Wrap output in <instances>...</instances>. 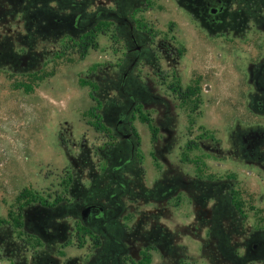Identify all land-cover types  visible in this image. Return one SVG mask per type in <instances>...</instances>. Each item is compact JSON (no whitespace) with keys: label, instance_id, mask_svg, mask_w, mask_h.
Listing matches in <instances>:
<instances>
[{"label":"rangeland","instance_id":"rangeland-1","mask_svg":"<svg viewBox=\"0 0 264 264\" xmlns=\"http://www.w3.org/2000/svg\"><path fill=\"white\" fill-rule=\"evenodd\" d=\"M181 1L0 0V264H231L216 239L202 243L194 208L200 201L191 203L184 183L197 171L195 157L200 177L213 187L208 206L229 196L228 182L234 187L228 202L249 212L220 223L264 226V168L245 165L235 132L239 124L264 128V109L246 104L253 90L248 69L264 56V21L239 30L236 22L255 4L264 13V1L224 0L217 31ZM82 10L80 30L93 19L90 31L56 21L70 22ZM118 13L136 20L140 34L142 53L132 70L136 52ZM136 97L129 128L138 134V152L131 172L117 171L114 179L108 174L112 145L120 141L114 123ZM170 165L181 172V186L157 225L144 214L154 206L145 190L166 179ZM116 181L126 183L125 194ZM108 196L123 204L108 226L111 239L80 215L92 200L115 214ZM37 204L55 216L45 239L22 216ZM52 224H61L62 242ZM163 229L182 235L177 247ZM160 237L163 252L149 246Z\"/></svg>","mask_w":264,"mask_h":264},{"label":"flooded vegetation","instance_id":"flooded-vegetation-1","mask_svg":"<svg viewBox=\"0 0 264 264\" xmlns=\"http://www.w3.org/2000/svg\"><path fill=\"white\" fill-rule=\"evenodd\" d=\"M206 6L208 7L207 15L205 20L199 18L200 23L207 29L217 31L218 28L222 26V21L219 19L218 15L223 12L224 9V0H204ZM264 1V0H261ZM190 4H194L192 0H188ZM239 2V0H237ZM258 3V2H257ZM264 4V2H261ZM253 6V4H252ZM254 10L248 13L247 17H239L236 19L237 30L241 29L243 24H247L252 22V24H256V21H264V13H262V5L258 7L256 4L253 8ZM111 14L110 12H106ZM85 11H77L72 12V19L70 22L62 21V19L58 18L56 21L60 23L64 27H71L77 33L86 32L92 30L94 27V20H90L87 24H83L82 29L80 30V21L85 20ZM120 16L125 22H128V30L127 34L132 42L134 49L133 51L136 52V56L134 60L131 62L130 66L128 67L129 70H132L138 60L140 59L142 53V46L138 43V35L139 30L137 28L136 20H130L126 16H122L121 13L116 14ZM88 19V18H87ZM83 20V21H84ZM53 20L51 17H47L44 24L46 26L51 25ZM93 23V24H92ZM2 55V51L0 50V56ZM129 71L126 70L122 74L121 84L122 86L127 83ZM248 78L250 84L253 86L252 92L248 94L246 97L247 101L246 104L252 106H258L260 110L264 109V56L255 57L250 67L248 69ZM132 99V96H129ZM160 101L157 112H160L161 107L164 105V101L159 99ZM138 103V97L134 99L132 102V107H129L126 111H121L119 113L118 119L114 123V130L115 134L120 137V141L118 144H113L114 147V154L111 155L110 161L112 160V164L108 167V174L110 177L115 178V173L117 171L126 170L131 172L130 166L133 163V160L136 158V154L138 152L139 147V140L138 134L130 130V115L132 113V109L136 107ZM160 115V114H159ZM172 118H175L174 115H171ZM163 130V127H162ZM235 132L237 135V153L239 157L244 160L245 165H249L254 167L255 165L260 168H264V128H261L255 124H248L245 126L237 125L235 127ZM169 134L167 143L169 146H173V133L167 132ZM167 140V139H166ZM165 140V141H166ZM160 145V144H159ZM168 152L170 150L168 149ZM126 159L123 162V159ZM194 166L197 170L194 172L193 176L184 181L187 185L186 190L189 192L190 201L191 203L200 201V204H194V208L197 211L200 210L198 214V219L201 221L200 225H197L203 232V240L202 243L207 246V242L211 243L214 239L217 240V243L220 245L222 249V254L225 256L223 260L230 262L231 264H243L246 260H251L255 264H264V226L260 225H236V226H229L224 225L223 222L220 223L221 220L230 218V217H238L241 218L248 214V210L240 205V204H230L228 199L233 200L234 197L232 195V187L231 183H228V189L224 190L225 193L230 191L228 194L229 196H224L223 199H219V205H213L211 207L208 206V202L213 193L212 186H210V182L206 179H202L200 177L198 170L202 168V161H197L199 158L195 157ZM168 175L162 180H156L155 183L151 186L149 190H145L147 194V198L151 196L150 201L154 203L152 209H146L145 216L152 217L153 221L159 225L160 218H162L167 211H169L168 204L170 203V199H172L176 193V190L181 186L180 180L182 179L181 172H176L175 167L173 165L169 166ZM106 171V170H105ZM96 175V174H94ZM112 175V176H111ZM227 180V178H225ZM121 184L123 187L120 192L127 191L126 183H121L116 181L115 185ZM224 184V183H223ZM219 198V197H218ZM228 198V199H227ZM108 201L114 203V207L116 208V213L112 214V210L107 208L103 203L92 200L87 205H93L87 218L85 219L90 226H100L102 232L111 239L112 233L108 226L111 223H114L116 220V214L121 212L123 209V204L119 201L113 199V196L107 197ZM137 200V199H135ZM111 202V203H112ZM167 204V205H166ZM192 205V204H191ZM42 205L35 206L34 208H28L22 214L23 220L26 221L31 226H34L33 234L37 235V237L45 239L47 236V228L49 226L48 221L55 217L52 215L50 211H43L40 207ZM50 214V215H49ZM81 215V213H80ZM198 221V220H197ZM238 221V220H237ZM25 222V223H26ZM143 219L140 217L136 222V226L141 228L143 227ZM140 223V224H139ZM51 227L55 230L54 237L62 242V232L60 231V227L62 228L61 224H52ZM59 230V233H58ZM163 231L169 234L168 236V243L172 245H176L175 243H179L180 233L176 232L174 229L170 232L169 229H163ZM29 234V232L26 231ZM30 233V234H32ZM182 236V235H181ZM188 236L187 234H183V237ZM165 241L162 240L160 237L158 240H152L153 244L149 245L157 250L162 251V247ZM162 243L163 245H161ZM177 247V245H176ZM241 250V253L238 254L236 250ZM163 252V251H162ZM221 255V254H220ZM222 256V255H221ZM246 256V257H245ZM251 256V257H250ZM239 257V261L237 259ZM248 258V259H246ZM250 258V259H249ZM220 260L219 262L223 261Z\"/></svg>","mask_w":264,"mask_h":264},{"label":"trees","instance_id":"trees-1","mask_svg":"<svg viewBox=\"0 0 264 264\" xmlns=\"http://www.w3.org/2000/svg\"><path fill=\"white\" fill-rule=\"evenodd\" d=\"M181 2L188 9H190L195 15H197V17L205 20L208 7L206 6V3L204 0H196L194 4H190L186 0H182ZM27 90H28V87H27Z\"/></svg>","mask_w":264,"mask_h":264},{"label":"water","instance_id":"water-1","mask_svg":"<svg viewBox=\"0 0 264 264\" xmlns=\"http://www.w3.org/2000/svg\"><path fill=\"white\" fill-rule=\"evenodd\" d=\"M92 207H93V205H87L81 210V219L82 220H85L87 218L89 211L91 210Z\"/></svg>","mask_w":264,"mask_h":264}]
</instances>
